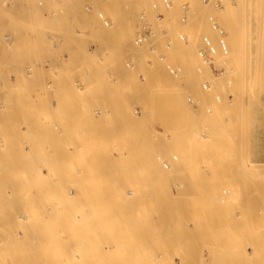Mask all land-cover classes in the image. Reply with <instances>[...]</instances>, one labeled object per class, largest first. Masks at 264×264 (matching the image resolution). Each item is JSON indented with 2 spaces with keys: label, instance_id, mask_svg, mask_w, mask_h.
Wrapping results in <instances>:
<instances>
[{
  "label": "rangeland",
  "instance_id": "374dc122",
  "mask_svg": "<svg viewBox=\"0 0 264 264\" xmlns=\"http://www.w3.org/2000/svg\"><path fill=\"white\" fill-rule=\"evenodd\" d=\"M170 1L172 3L171 6L166 8L163 5L161 0H0V264H37L41 262H42L41 264L43 263L52 264L53 262H55L53 264L59 263V262H56L57 260L56 258L61 254L60 252L62 251L61 249H64L65 251V247L69 245L70 242H72V240L65 239L66 240L65 241V240L60 239L59 241L61 242H59L55 237H52V239L50 238L49 240L46 239L47 240L46 242L43 239L41 241H44V243L43 242L40 243L39 241L40 236H38L36 233L38 231L33 230L28 225H23V221H22L23 220V205H26L27 193L23 192V177H22L23 176V166L22 164H23V157L26 156L28 159H31V157H36L39 160L37 164L39 165L40 170L43 169V172H45V174L51 172L48 174L49 177L47 175L45 176V179L47 177L46 180H49V181L51 180V183H52V175H54V172L52 171L54 170L52 169L49 171L47 167L48 164H49L50 169L51 168L55 169V167H57L55 166L56 165L55 161L57 160L55 158L61 157L63 155L62 154L61 156H59L61 153L60 150L63 151L62 153H65L66 152L65 150L68 146H69L68 149L72 150L74 148V147L72 148V146H75V144L78 145V146L76 145L77 146L76 150H79L80 152L75 151L74 149L72 150L73 158L71 157V154L69 155L70 158L67 161H69L70 165L68 166H71V164L72 166L66 169H68V171L70 169L71 172H68L65 169L66 172L64 170V173L63 172L62 174L60 173V176H59L58 172L59 170H61L60 168L62 167L63 164H61V167H59V170H58V167L56 168L58 172L55 171V174L57 173L58 176L57 175L56 176L58 178L62 176L63 178H65V180L64 179L59 180L56 177L57 178L56 182L58 183L60 181V184L61 185L63 184L62 186H64L61 189L65 188L67 189L68 194L69 192H71V194L72 193L74 194V196L73 194L71 195V198L73 200V205L76 204L75 207L79 204L78 202H80V204L84 206L83 202L85 203L86 195L90 197L91 193L95 191V188L99 189L98 191L101 192L100 191L101 182H103L101 184H102V187H104V188L101 187V189H106L108 187V186L106 187V185H103L106 180L99 178L100 174L104 175L105 172L106 173L104 176L111 177L112 175L116 176V174L120 176L119 177L121 180L120 182L123 185L121 184L119 187L120 189L118 190L121 191V189H123L121 191L123 193V191H125L126 189L127 190L129 189L127 193L125 191L126 193L125 196L127 195L126 200H129V201L132 200L131 197H133L134 193L131 194L129 193V191L130 189L135 191V188H136L135 192L137 193V195H136V198L135 196L134 198L135 200L137 199V202H138V197H139V201H140L138 202V205L136 206L137 208L136 209L133 208L136 211L137 215H139V216H136V218L137 217H140V218L137 220H135L134 218V220H132L131 218L133 215L130 214V217H131L130 220H132V222L135 221L133 226L134 225L137 226V227L135 226L134 228H137V229L139 228L138 230L133 229L134 231L130 228L132 226L127 227L126 225L125 227V225H123L124 223L128 224L131 222L130 220L128 222V219H126L125 221L123 220V218L125 219L127 218V216L124 217L122 215L123 213L118 214V213H121L119 207H121L120 205L122 203V200L125 199L123 197V194H122L123 199L120 200L121 203L120 202L117 203V205L119 206L118 208H116L118 209V212L117 213L114 212V213H116L115 216H117V214L118 216L117 217L114 216L115 219H113V221L115 224L112 223L113 222L112 221L111 223L114 225V227H111V228L115 229V226L117 224H118L117 227L121 225L122 232L119 230L120 233L119 232L116 233L117 229H120V227L116 228L115 230L113 229V232L115 233V235L118 234L116 238H117V241L121 245H118V242L116 241V239L115 241H113L114 240L113 238L115 237L114 233L111 232L110 235L109 233H106L105 225L104 226H101V225L100 226H96V225L88 226L87 227L88 232H89L88 235L86 234V232L84 231L82 232L81 230V229L85 230L84 229L85 227L78 226L79 227V229H77L78 232H75L77 231L76 230L77 227H74L75 231L73 233H76L74 235L77 237L72 236V239L74 242V243L73 242L71 243L72 246L76 245L75 248L80 247L81 251H83V252L81 251L80 252L81 254L83 253L85 257L87 256L86 253L94 254V252L96 251V254H95L96 256L88 254L90 257L87 256L86 258H84L83 257L84 255L82 254L81 256L83 257V259L80 255L79 256L81 258H78V255L75 256L76 259L78 258L76 262L80 264H86L89 262L90 259H92L91 257H93L94 261L92 259L90 260L91 262L88 264H93L92 262H94V264L99 263L101 262V260L105 258H106L105 259L106 262L108 263H112V264L118 263L119 264L120 260H123L125 262V260L130 258L128 256L132 254L134 257L137 256L139 260L135 258L138 261L137 262L135 260L136 262L135 263L134 259L132 261V259L130 258L132 261L131 264H140L139 262L142 261L141 259H143L145 264H150V262L152 264L154 259H151V261H149L150 257L156 254L157 252H158L157 253L158 255L162 254L161 251L164 249L163 248L161 250L159 249V251H156L159 248L158 246H160L159 243H162V242H159L161 241V238L158 241L157 237H159V235L161 237L164 234L162 232H166L167 231L166 229H168L167 225H169V224L166 225L162 223L164 221L166 222V220H164L165 218L163 219L162 217L163 216L162 214H164L165 212L168 213L167 210L169 208L167 209L166 207H169L171 205L172 207H174L172 204L173 203L172 200L174 201L177 198L178 199L180 198L181 201L179 200L177 203L175 201L174 204H176L175 205L176 209H177V206L180 205L179 203L182 201L185 202V204L184 202H182L183 203L182 206L184 207L186 203H188L185 200L191 201L192 196L195 197V195L198 194L196 197H199L200 195H201L200 197H204V195H206L205 192L207 190H208L207 194H210L211 192H209V190L211 191V189L209 188V186L212 185V189H214V192L212 191L214 195L213 194L212 195L215 198H212L211 194L209 195V197L210 199H214L212 200L213 202L210 201V199H208L209 202H207L208 200L205 199L206 205H203L200 202L202 198L201 199L199 198L200 201L197 200L198 203H196L197 201H195V203L192 204V206L194 207H191V203L189 202L190 204H187L186 206L189 205L190 207L185 206L183 208L181 206V208L183 209L178 208L179 210L184 211L183 213H185L186 215L184 214L183 216L184 217L187 216L185 218L186 220L185 219L182 220L181 218H184V217L178 216L179 214L177 215L178 211L176 212L175 207H174L172 211L176 212L175 214L177 215L178 220L181 219L182 223H184V225H182L183 227L181 225H180L181 227L177 226L178 221L174 223L177 218L175 217L174 212L170 211L168 213L170 214V216H172L171 213L174 214L172 217V219L175 220V221L173 220L174 222L172 221L171 217L165 213L167 216L166 219H169L167 221H170L171 223L169 227L170 230L171 228L174 227L172 223L174 225L177 224L172 229V232L175 229L177 230V228L178 229L181 228V230H178V231L182 232L185 226V230H183L182 235L181 234L179 235L181 236L180 238H182L183 236V238L185 237L187 239L188 237L190 238L193 236L194 238L197 239V240H193L194 238L190 239V240L195 241L194 245L193 243L192 244L190 243L193 241L189 242V239H187L188 242L191 244V246L193 245L194 248L196 247L195 250L193 248V251L190 252L192 247L190 246V244L188 246V244L185 243L187 240L185 238L184 239L186 241L183 238L182 239L179 238L180 240L176 239L177 234L173 235V233H169L171 231L168 230L169 235L172 234L171 236H174V237L172 239V237L170 236L172 240L170 242L168 240L169 235H167V232H166V235L168 236V238L167 236L164 235L169 241L167 243H170V244L166 243V246L172 245L171 249L166 247L167 249L166 253L167 251L169 252L172 249L173 250L171 251V253L174 250H176L175 251L176 253L175 252L174 253L178 257L174 256L176 257L174 258V260L176 259L175 262L177 261L178 262L177 264L181 263V259L183 257L181 258L180 256L185 255V252L188 249H189L188 252L191 254V256L193 255L192 257H195L194 255H196L197 259L200 256L204 260L206 256V259H208V261H206L205 259L203 264H206L207 262L209 263L210 261L213 262L214 264H222V262H220L221 261L220 259H222V261L224 262L223 264L226 263L225 261H227V264H236V262L239 260L241 264L243 262L242 260H245V259H246L244 262L245 264H249V262L250 264L251 263L252 264H255V263L264 264V259H263L264 252H262V250H264L263 248L260 251V253L262 252L261 254L252 253L251 248L249 246H248L247 252H245L244 250L240 251L243 255H241L240 252L237 254L236 253L230 254V252H227V249L234 246L233 244L234 242L231 241L232 238L234 240L235 237L236 238L241 237L240 239L243 238L244 240V238L247 239V237H249V234H252L253 236L250 235V238L256 239L255 236L258 237L256 235L257 234L256 229L258 228L257 226H259L260 224L262 228L259 226L260 228L257 229V231L260 229L258 231L260 234L258 233V235H261L260 238H263L264 236V223H263L264 222L263 220L264 219V208H263L264 207V204H263L264 195H262L264 193L263 191L264 189V186H263L264 185V176H263L264 175V0H241L242 6H243V8L241 9V12L244 14V17H245L244 39L247 41L246 45H247L249 56L247 55V58L245 60L246 62L243 64V67L246 73L245 75L246 83H247L246 88H248V90L245 91L244 95L243 94L238 95V99H240L242 95L243 96L241 97L242 100L241 99L239 100L240 105H238L237 109L240 112H243V113L245 112V116L243 113H241L245 120L243 119L244 121L241 125L243 124L244 125L241 127L239 126L240 128L237 126H223V124H225L224 122L225 117H224V113L220 111L222 109H218L219 106H220L219 108H221V105L219 104L223 103L224 100L225 101L228 100L227 101L228 103L231 102L232 95L234 96V94L231 93V90L228 88V86L226 90L230 94L224 93V91L221 90L223 89L224 86H226V85H223L224 81L222 78H221V82L219 86H217L218 84L214 85L211 83V78L214 76L212 74H215L217 76L219 74V68L215 66L216 68L212 71L214 67L211 68V66H209L208 64H205L207 65V68H205L204 67L205 65H202L204 64L203 63L204 61L201 59L200 56L197 55L198 54L197 49L199 47L196 50H194V52L191 51V53H193L191 56L195 55V59L193 60L187 59L188 57H191L189 56V52H188L190 50H188L187 53L185 52L186 48L188 47V46L186 47L185 43H187V41L189 42V38L188 40L181 41L178 37L179 32L181 31L189 33L188 30L191 29V25L194 22H196L197 20L196 18L199 15L198 13L201 12V9H202V12L205 13L204 19H206V21L209 24V27H208L209 29H207L209 32L210 26H211L210 17L212 13H213L212 16L215 18V12L213 11L211 13L209 11H212L210 7H212L213 5L211 4L212 3L215 4V1L217 2V0H210V1L209 0L207 1L206 0H170ZM202 4L204 5V7L206 4V7L204 8ZM197 8H200V9L198 10ZM196 9L198 10V12H196ZM102 10H104L107 13L110 19V25L105 26L103 21H101L98 14ZM184 16H187L186 22H184L182 19V17ZM190 17L192 20L190 19ZM144 19H148L152 23L150 24V26L152 25L151 26L152 28L148 27V29L146 30L143 29L141 25ZM149 28H151L153 32L151 34H146L145 31H148ZM156 29H157L156 32L159 33V34L156 33L157 35L154 34V31ZM201 32L203 33H200V37H202L205 31H201ZM163 33H165V35ZM168 33L171 35L168 36ZM189 34H188V37H189ZM140 37L143 38L142 42H140L139 45H136L135 40ZM166 37L168 38L166 39ZM168 44H171L170 48L168 47ZM186 54H188V57ZM261 58H262V62L260 60ZM261 63H262V67L260 65ZM167 64H171V65L173 64V66L177 65L178 67H180L181 74L179 73V75L177 76H175V74H171L167 70V67H166ZM259 66L261 68H259ZM199 67L203 69L201 70V73H199L200 72ZM256 68L257 69L259 68V70L257 71ZM244 70H241V72L244 73ZM260 70L261 72H259ZM209 71L212 74H210ZM152 72L153 73L156 72L157 74L154 73L151 76L152 78L148 77V75H145L148 77V78L147 77L145 78L144 74L146 73L152 74ZM255 72L256 74L261 73L260 75L261 77H259V75H257L258 77H256ZM151 74H149V76ZM155 74L157 75V77ZM216 76L214 77L216 78ZM152 81H154V83ZM252 81L254 85H251ZM204 82H208V85H209L208 88L206 89L203 87ZM252 89H254V91H252ZM227 94L229 95L230 99L226 98ZM188 95L194 96L195 102L193 104L188 103L187 101ZM217 96H219V99H217ZM30 113H33V115H35V118ZM45 113L49 114V116H46V117L50 121L48 120V122H46L45 124H39L40 122L37 123L39 120V117L43 116ZM151 116H153L152 118L153 120H155V122H151V123L147 122ZM153 120L151 119V121ZM32 121H33V124H32ZM171 121H173L174 123ZM38 124H39L38 128H36L35 126V132L37 131L36 129H39V130L40 128L43 129V130H40V132H37L40 136H36L37 135L36 133L35 135L31 134L33 133L32 130H34V128L31 129V127L28 128V126H33V125H38ZM189 124L191 125L189 126ZM96 126H98V128ZM100 126L103 128V130L101 128L99 129ZM232 127H236L238 132H239V129L241 130V132L238 133V134L241 133L242 135V136L240 135L238 136L240 137V139L242 137L241 140H239V138L233 137L234 134L232 132V129H233ZM81 128H84V129H81ZM25 129L29 131V133H25L26 132ZM99 130L100 132L103 131V133L101 134ZM115 132L117 133L114 135ZM111 133H113V135L115 136L114 138ZM29 135H32L33 137L36 136L34 139L31 140L30 143L28 142L30 139L27 138L29 137ZM116 137H117V140H116ZM26 138L29 140L26 141ZM23 140H25L24 142H27V143L24 144ZM111 141L114 142V145L116 144L117 149L116 148L114 149V146L112 144L113 142ZM79 147H81L82 149V154H83V150L86 151V152L84 151L85 156L84 155L80 156L81 154L79 153H81V150L78 149ZM136 149H139L140 151ZM106 150L108 153L106 152ZM27 151H31V153ZM43 152L47 153V156L44 157L45 156L44 155L43 157L47 158L50 161L42 157V155L44 154ZM76 152L78 153L77 154L78 156L75 154ZM139 152L141 154H139ZM32 153H33V156L31 155ZM34 154H37V155L34 156ZM73 154H75L76 156ZM102 154H106V156ZM119 154H120L119 159L122 160L121 165L125 167L127 163H129L126 167L131 168V169L128 170L127 168L125 169L121 167V165H119L120 161L119 163L116 162L118 161ZM116 156H117V159H116ZM74 157L76 160L74 159ZM82 157L84 158L82 159L83 161L80 160ZM42 159H44L46 161L45 163L47 164V166L44 164L42 165L44 168L40 166L42 164L41 162ZM154 159L157 162H155ZM52 160H55V161H52ZM70 160L71 161L75 160L74 161L75 165ZM152 160L156 163L157 166H154L153 162H151ZM59 161H63V159ZM59 161H57V165L59 164ZM89 161L91 164L89 163ZM105 161H107V163H105ZM165 162H167L168 164ZM196 162H198V164ZM80 163L83 164L81 165V167H80ZM144 163H146L147 165ZM52 164L55 167L52 166ZM169 164L171 165L168 167L169 169L171 167L170 170H168L167 168V165ZM129 165L133 166V168L130 167ZM66 166L67 165H65V167ZM74 166H77V167L75 168ZM82 166H84V168L86 166V168H89V169L83 170ZM152 166L155 167L157 171ZM79 167L82 169H80ZM140 168H142V170L143 169L146 170L147 172L143 171V173L145 172L143 174ZM158 169L161 171H158ZM40 170L39 172L42 173V171ZM149 170L150 171L154 170V172H150V176H147L148 177L147 178L145 177L146 176L145 174H148ZM74 171L76 172L79 171V175L80 174L83 175L82 178L80 179L79 177H81V175L79 176L78 172L75 173ZM81 171L83 172L85 171V172L83 173ZM126 171L130 176L128 175L126 176V174L123 173ZM67 172H68V175L65 174ZM163 172H165L166 174ZM140 173L143 176H141ZM157 173L160 174L159 175L160 177L158 176L159 179L156 178L157 177L156 175H158ZM161 173L163 174L161 175ZM42 175L44 176V173ZM84 175L85 177H87L84 179L85 182L82 180L84 178ZM102 175L101 177L104 178ZM163 175H166L164 176V178L167 177V175L168 176L171 175L170 178L174 181H172L169 177L166 180L167 182L165 181V179L161 180L162 179L161 176ZM114 176L113 178L111 177L110 181H107V182L111 183L114 181L113 183H116L118 185L119 178L117 177L118 179H116V177L114 178ZM151 176L155 178L152 179L150 178ZM68 177L69 178L72 177L71 180ZM140 177L145 178V179H142ZM200 177H203V178H200ZM205 177L207 180L205 179ZM66 178L70 181H68ZM73 178L75 179L73 180ZM78 178L80 182L78 181ZM96 178H99V181L101 179L100 183L97 181L98 179L96 180ZM129 178L131 179V181L129 180ZM185 178L186 179L188 178V180H186ZM86 179L88 183L86 182ZM112 179H116V180L111 181ZM127 179L130 182L126 181ZM141 179L143 182H141ZM151 180L154 181V184H156L155 186L151 182ZM168 180L169 181L171 180V181L169 182ZM66 181H68V183ZM183 181H185L187 185ZM61 182H64V183H61ZM69 182H71L72 184L71 183L69 184ZM95 182L96 183L98 182L99 184L97 183L96 185ZM107 182L105 183L109 185ZM126 182H128L127 184H130L131 188L130 186H127ZM81 183L82 184L84 183V184L82 185ZM133 183L135 184V187L134 185L132 186ZM136 183H137V186H136ZM148 183L150 184L148 185ZM189 183L190 184L193 183L191 185L193 187H191ZM52 184L55 185L56 183L53 182ZM116 184H115V188L117 190ZM140 184H143V185H140ZM144 184H147L148 188L146 187L147 185L145 186ZM162 184L167 190L161 187L163 186ZM165 184H167L168 186H166ZM61 185L58 186L59 188H57L56 186L55 188L60 189ZM65 185L67 187H65ZM74 185L76 186L74 187ZM113 185L114 184H111L109 185V187H112ZM152 185H153V188H152ZM157 185L160 186V188H157ZM169 185L171 189L169 188ZM71 186L72 188H70ZM82 186L83 187L85 186V187L83 188ZM261 186L262 188H260ZM149 187H151L152 190ZM180 188L182 190V193L180 192ZM203 188H206V189L203 190ZM84 189L86 190L84 191ZM113 189L114 188H111L109 190H111V192H114L115 190ZM168 189L170 191L171 190L174 191L173 192L174 195L171 192L172 196H170V199L172 198L171 199L172 203H170L169 197H167L169 201L167 202L164 201L162 204L160 202L161 201L160 197L163 194L167 195ZM233 189L234 190L237 189L238 191L237 198L235 200L232 197ZM257 189L262 191V194H259L260 191H258ZM109 190L106 189V191H109ZM157 190L159 193H161L162 190H164V192H162L163 194L162 193L157 194ZM165 190L167 191L166 193H165ZM194 190H195V195L194 194L192 195V193H194ZM254 190H257V191H254ZM43 191H45L46 201L44 204H42V208L45 210V207H47L46 209L48 213L55 214L58 204L55 198L52 197V190L50 186L44 185L43 187H41L40 185V188L38 190V195L40 196V193H42ZM98 191L96 190L95 192L98 193ZM142 191L143 192L146 191V193L148 191H152L155 193L150 192V194H148L149 196L148 198V197H143ZM170 191L168 195L170 194ZM185 191L186 192L188 191L187 195H184L186 194ZM81 192H83L84 195L85 194L86 195L84 196L83 193ZM121 192H118V193L120 194ZM255 192L259 194L258 197L255 196L256 194ZM113 194H115L116 196V193H113ZM119 194L117 195L119 196ZM129 194H131L132 196L131 195L128 196ZM152 194H153V198L156 197L157 199L156 198L153 199L150 196ZM175 194L176 196L177 195L179 196L180 194H183V195H180V197L178 196L175 197ZM188 194L192 196L190 197ZM250 194L252 195V198L251 196H248ZM76 195H78V197ZM260 195H262L263 197ZM158 196L160 199L158 198ZM185 196L186 198L184 200ZM129 197L130 199H128ZM165 197L166 196H164V199H167ZM188 197L190 199H187ZM206 197H208V195ZM81 198L83 201L81 200ZM91 198H92V195L90 199ZM144 198L147 200V202L155 200L154 205L153 203L149 204V205H152L153 208L149 207L147 202H144L145 201ZM256 198L257 199L259 198V200H257ZM141 199L142 200L144 199V200L141 202ZM86 200H87V197H86ZM129 201L127 202L125 201V204L126 203L130 204L128 206L135 205L134 202H133L134 204L132 202L128 203ZM250 201L253 202L255 205H259V207L255 205L248 206L247 204L249 205L252 204L250 203ZM210 202L211 204L214 203V205L212 204L213 207L211 206V204L209 205ZM41 203L43 202L40 201L38 203L37 209L40 208ZM139 203H141L142 206L144 204L143 208L142 209L140 208V209L143 210L145 208L144 209L145 214H144V211L142 212L140 209L138 210V207L141 206V204ZM165 203L167 204V206L165 205ZM220 203H222V208L220 207L221 210H219L220 208L215 209V206L218 208V206H220L219 205ZM80 204L77 206V208L80 207V209H82V205ZM125 204L123 205L122 203L123 207L126 210H128L129 208H127ZM145 204H147L146 207H145ZM160 204L165 207H161ZM194 204L195 205L199 204V205H197V208H196ZM155 206L161 207L160 210H159V207L157 210ZM201 206L204 207V210L206 212L202 211L203 207ZM172 207H170V209ZM200 207L202 208L201 210H200ZM164 208H166V211ZM213 208L215 210H218L219 213L218 211L214 212ZM125 209L122 211L125 212ZM184 209H186V212ZM163 210L165 211L164 213H162ZM208 210L212 211V213L210 212L212 215H209L208 213L210 218L207 216ZM182 211H180V215ZM194 211L195 212L197 211V212L194 213ZM221 211H222V215H220ZM130 212H133V211L130 210ZM188 212H189V215L191 214L190 216L191 221L189 220V222L187 221L188 219H190ZM140 213L142 215L144 214V217L146 216V214L151 216V219L153 220L150 221L151 222L150 227H149V224L147 223V221L149 220V217H148V220H147V217L144 220L142 218L143 216L142 215L140 216ZM247 213H249V215ZM253 213H255V215ZM127 214L129 216V213ZM256 214L258 217H256ZM119 215L120 217L123 216V218H120V220L118 219ZM158 215L161 217V219ZM196 215L197 217L195 220L194 217ZM259 215L261 218L259 217ZM90 216L92 218L91 214ZM158 217H159V220H158ZM91 218L89 217L90 222H91ZM155 218H157L156 221H155ZM198 218L200 219L198 220ZM248 219H249V223H248ZM103 220L102 222H104L105 220L108 221V219H105L104 221ZM207 220H209V222H207ZM154 221L157 222V224L155 223L156 225L153 223ZM216 221H219V222H216ZM99 222L102 224L101 220ZM99 222L97 223L98 225H99ZM136 222H138L139 225L143 223L142 224L143 226L142 225L139 226ZM250 222H252L253 224H250ZM80 223L82 222H79V224ZM105 223H109V222L105 221ZM131 223L128 225H131ZM145 224H147V227L150 230H148V228L145 227L146 226ZM230 224H232V226ZM141 226L143 229L141 228L142 230L140 231ZM163 226H165L166 229ZM250 226L253 228H251ZM255 226L257 227L256 229H254ZM103 227H104V232H105L103 233L104 235H106L104 237H102ZM248 227H250L251 229L248 230ZM144 228L145 230H147V232L150 231V234H148L149 232L147 233L146 231H144ZM186 228H188L187 231H186ZM233 228H236L235 230L239 229L238 230L239 232L236 233V231ZM130 229L132 232L129 231ZM156 229L158 230L162 229L163 230V231L161 230L162 235ZM253 229L255 231H253ZM154 230L156 232L157 231L159 232V235L156 237L157 242L159 243L158 244L156 243V245H155L156 240L154 238V235H157V234L156 232L154 233ZM199 230L201 231L199 232ZM78 233H79V236H78ZM121 233L125 235L121 236L122 235ZM133 233L134 234L136 233V237L133 242V244L134 243L135 244L131 246V243L133 240H130L128 242V239L129 237L132 238L131 234L134 235ZM140 233H144L143 236L146 234L150 236L148 238L149 240H146L148 241V243L145 241L146 239L145 237H148V236L143 237L142 234ZM195 233L196 235L199 233L197 237ZM137 234L138 235L140 234L139 235L140 237ZM183 234L184 235L187 234L188 236L187 235L184 236ZM231 234H233L235 237L232 236ZM83 235L85 236V238L81 237ZM108 235L110 237H108ZM124 236L126 237V239L124 238ZM179 236L177 235V237ZM213 236L216 239H214ZM120 237L122 240H120ZM229 237H230V241L232 245H230L231 243L228 239ZM86 238L90 242L91 240L92 241L94 240L93 241L94 244L91 242V245H90L88 244V241L86 242L81 241L82 239L86 240ZM199 238L200 239L208 238L210 242L209 240H206L207 241L206 242L204 239L202 241L203 242L205 241L204 243H208L209 246L207 244H204L201 240H198ZM54 239H56V241ZM211 239H213L214 241ZM223 239L228 240L230 243L229 244L230 246H228V244L226 245L227 242L223 241ZM153 240L154 242H152ZM176 240H179V241L182 240L181 242L184 241L183 243L186 244L184 246L183 243L179 244L180 242L178 241L177 246H179V249L181 252L187 249L183 254L180 252L182 254L180 256L177 253L179 249H176L175 246H174L175 249L173 248V243ZM110 241L112 244L110 243ZM196 241H198L199 246H197L198 243L195 244ZM125 242L127 244H125ZM151 242L154 244V246L158 247L156 248V250H153V249L150 250L151 248L154 247L153 245L150 244ZM200 242H202L203 245H201ZM85 243L87 244L85 246L86 248L82 246V245H85ZM164 243L165 242L163 240V244ZM210 243L212 244V246H214L213 244H216L215 246L217 247L215 246L214 247L219 250L220 249L222 250L226 247L227 248V249L225 248L226 252L222 250V253H228L230 254V257L228 254H224V257L220 256V257H217L218 259L213 258V260H211L212 259L211 256L216 254L219 250L215 252L214 251L215 248H211ZM62 244H65L66 246L63 245L62 247ZM95 244H96V247H95ZM122 244L124 245V247ZM149 245L151 246V248L148 247ZM164 245H162V247H164ZM218 245H219V248H218ZM108 246L110 248L112 247L113 248L116 247V248L115 249L112 248L109 250ZM144 246H146L147 248L145 249ZM92 247L94 248V252H92L93 251ZM140 247H142L144 250L141 248L139 252L138 249L136 248H140ZM208 247L211 249H209ZM53 248L54 249L56 248V249L54 250ZM243 248L245 249V245H243ZM105 249L106 250L108 249V250L106 251ZM117 249L120 250L121 252L117 251ZM147 249L150 250V253ZM125 250L128 256L127 257L124 256L123 257L125 259L124 260L121 258V256L122 254L123 255L125 254L124 252ZM131 250H132V253H131ZM45 251L47 252L45 253ZM58 251L60 253L57 255L56 253H58ZM66 251L64 253H67ZM98 252L100 253V255H97ZM162 252H164L163 254L166 255L165 249ZM64 253L62 251V254ZM107 253L109 254L112 253L116 257L121 254V256L117 257L121 259H119L118 262H115L117 261V258L116 260L115 258H113L114 261L111 260L112 261L111 262L110 260H107L109 256L105 257ZM148 253L149 254L152 253V255H149ZM169 253L167 254L172 256V254H169ZM102 254H104L103 256L105 258L102 257ZM112 254H111V257H112ZM186 254L188 253L186 252ZM54 255H56L57 257ZM146 255L150 256L148 261L146 259L148 258ZM234 255L237 258L236 257L234 258ZM99 256L101 257L100 261L98 260L100 259ZM170 256H168V258ZM239 256L241 257L244 256V257L241 258ZM251 256H252L251 261H249ZM164 257L161 256L162 259ZM185 257H189V256L185 255ZM208 257H210V259ZM52 258H55V259H52ZM87 258H89L88 262H86ZM95 258H97V260ZM79 259L80 261L82 260L83 261L80 262ZM130 259L127 260V262H129ZM170 259L168 260L171 261ZM184 259L185 258L182 259L183 261L182 263H184ZM235 259L237 261H234ZM50 260H52V263L50 262ZM95 260L97 262H95ZM187 260L189 259L188 258L185 259V262H187ZM203 260H199V261L203 262ZM123 261H122V264H124ZM143 261H142V264H144ZM194 261L195 260L193 259L192 262ZM188 262H191V261H188ZM184 264H188V263H184Z\"/></svg>",
  "mask_w": 264,
  "mask_h": 264
},
{
  "label": "bare ground",
  "instance_id": "6f19581e",
  "mask_svg": "<svg viewBox=\"0 0 264 264\" xmlns=\"http://www.w3.org/2000/svg\"><path fill=\"white\" fill-rule=\"evenodd\" d=\"M162 1V3H163V5L167 8V7H170L171 6V1L170 0H168L169 2H170V4L169 5H166L165 3H164V0H161ZM210 1V0H209ZM208 1V2H209ZM220 1V2H219ZM217 0V2L215 1V4L214 3H212L211 5H213L212 7H210V9L212 10V11H209V12H215V19L217 18V22L219 23V24H221L222 25V27L225 29V31H226V38H227V42H228V44H229V48H228V52L227 53H221V52H219V53H217L216 55H215V65L213 66L214 68L212 69V71L217 67V68H219V74L216 76L215 74H212L210 71H209V73L210 74H212V75H214V76H216V78L214 77H212L211 78V83L212 84H218L217 86H219L220 85V82H221V78L223 79V81H224V84L223 85H226V86H222L223 87V89H221V87H220V89L221 90H223L224 91V93H228V94H230L229 92H227V86H228V88L231 90V93L232 94H234V96L232 95V98H231V102H227V101H223V103H221V104H219V105H221V108H219L218 107V109H222V110H220V111H222V113H224V119H225V124H223V126H237V127H241V126H243V125H241L242 123H243V121L245 120L244 118H243V116H242V114L241 113H243V112H240L238 109H237V107H238V105H240V99L242 100V96L245 94V91H247L248 90V88H246V86H247V83H246V77H245V75H246V73H245V70H244V67H243V64L246 62L245 60H246V58H247V55L249 56V53H248V49H247V41L244 39V34H245V17H244V14L241 12V9L243 8V6H242V3H241V0ZM196 2V1H195ZM194 3V2H193ZM195 4H197V3H195ZM203 5V4H202ZM210 5V6H211ZM196 7H197V5H196ZM199 7V6H198ZM203 7H204V5H203ZM205 7H206V4H205ZM204 7V8H205ZM198 10L200 9V8H197ZM196 9V12H198V10ZM208 9V8H207ZM209 9V10H210ZM130 11V10H129ZM131 11H133V10H131ZM190 11V10H189ZM204 11V10H203ZM195 12V11H194ZM205 12V11H204ZM202 12V9H201V12L200 13H198L197 15H198V17L196 18L197 20H196V22H192L193 24L191 25V29H189L188 31H189V33H191V34H189L188 32V34H189V42L187 41V43H185V45H186V47H184V48H186V53H187V51L188 50H190V51H188L189 52V56H191L193 53H191V51H193L194 52V50H196L200 45H199V43H200V33H203V32H201V31H205V33L206 32H208V30L207 29H209L208 27H209V24H208V22L206 21V19H204L205 17H204V15H205V13H203ZM201 14V15H200ZM99 17H100V19H101V21H103V23L105 24V26L106 25H110V19H109V17H108V15H107V13L104 11V10H102V11H100L99 12ZM107 15V16H106ZM197 15H195V16H197ZM211 15V14H210ZM212 15H213V13H212ZM211 15V16H212ZM213 17V16H212ZM183 18V17H182ZM194 18V17H193ZM106 19L108 20V24H106L105 22H106ZM190 19H191V17H190ZM192 20V19H191ZM193 21H194V19H193ZM150 24H152L148 19H144L143 21H142V27H143V29L144 30H146V29H148V27H151L150 26ZM154 26V25H153ZM152 28V27H151ZM151 28H149V30L148 31H145V33L146 34H151L153 31L151 30ZM188 29V28H187ZM187 29H186V31H187ZM207 30V31H206ZM157 31V29L154 31V34H159L158 32H156ZM192 31V32H191ZM166 33V32H165ZM165 33H163L164 35H165ZM186 33V32H185ZM156 34V35H157ZM155 35V36H156ZM169 35H171V34H169L168 33V36ZM167 36V35H166ZM173 36V35H172ZM179 37V36H178ZM168 37H166V39H167ZM146 39V38H145ZM175 39V38H174ZM179 39H180V37H179ZM181 40V39H180ZM188 40V39H187ZM172 41V40H171ZM181 41H183V40H181ZM185 41V40H184ZM260 41V40H259ZM258 41V42H259ZM141 42V41H140ZM140 42H137V39L135 40V44L136 45H139V43ZM263 44V43H262ZM182 45H183V43H182ZM145 46V45H144ZM259 46V45H258ZM196 47V48H195ZM198 50V49H197ZM258 51H259V49H258ZM262 51V50H261ZM195 54V53H194ZM187 55V57H188V54H186ZM198 56H199V54H197ZM259 55V54H258ZM184 56V55H183ZM194 56V57H193ZM193 56H191V57H188L187 59H189V60H193V59H195V55H193ZM261 56V55H260ZM185 57V56H184ZM258 57V56H257ZM257 59V58H256ZM261 60V62H262V58L260 59ZM188 61V60H187ZM256 61H258V60H256ZM184 62H185V60H184ZM202 62V61H201ZM110 63V62H109ZM141 63V62H140ZM204 64H202V65H205V62H203ZM207 64V63H206ZM109 65V64H108ZM173 65V64H172ZM257 65H258V63H257ZM256 65V66H257ZM261 65V67H262V63L260 64ZM174 66H176V67H178L177 65H174ZM209 66H211V65H209ZM216 66V67H215ZM246 66V65H245ZM201 67V66H200ZM199 67V73H201V70H203L202 68H200ZM205 68H207V65H205L204 66ZM203 67V68H204ZM260 66H259V68H261ZM121 68V67H120ZM210 68V67H209ZM211 68H212V66H211ZM259 68L257 69V71L259 70ZM179 69H180V71H181V68L179 67ZM191 69V68H190ZM255 69V70H256ZM241 70H244V73H242L241 72ZM180 71L179 72H177L176 74H175V76H177V75H179V73H180ZM184 71V70H183ZM190 71V70H189ZM208 71V70H207ZM218 71V70H217ZM256 71V72H257ZM157 72V71H156ZM156 72H154V73H156ZM203 72H205V71H203ZM256 72H255V74H256ZM259 72H261V70L259 71ZM123 73V72H122ZM145 73V72H144ZM153 72H152V74L151 73H149V74H151L150 76H149V74H144V76L145 75H148V77H151L153 74H154ZM184 73H186V72H184ZM157 74V73H156ZM155 74V75H156ZM181 74V73H180ZM191 74H192V72H191ZM205 74V73H204ZM255 74H254V76H255ZM223 75V76H222ZM257 75H259V77H261L260 75H261V73L259 74H256V77H258ZM147 76H145V78H146ZM147 77V78H148ZM156 77H157V75H156ZM162 77V76H161ZM208 77V76H207ZM206 77V78H207ZM152 78V77H151ZM150 79V78H149ZM169 79V78H168ZM209 79V78H208ZM133 80V79H132ZM161 80V79H160ZM159 80V81H160ZM248 80V79H247ZM260 80H261V78H260ZM194 81V80H193ZM206 81V80H205ZM153 83H154V81H152ZM205 83V82H204ZM203 83V84H204ZM260 83H261V81H260ZM206 84H207V86H209L208 85V82H206ZM251 85H254V83H253V81H252V83H251ZM203 87H204V85H203ZM226 87V88H225ZM205 88V87H204ZM208 88V87H207ZM251 88V87H250ZM206 89V88H205ZM226 91H225V90ZM233 91V92H232ZM252 91H254V89H252ZM223 94V93H222ZM227 94V99H230V97H229V95ZM241 94H243L241 97H240V99H238V95H241ZM189 96H191L192 97V99H193V101H189L188 100V98H189ZM224 97V98H225ZM229 97V98H228ZM188 98H187V101H188V103H190V104H193L194 102H195V98H194V96L193 95H188ZM217 99H219V96H217ZM177 100V99H176ZM232 100H234V101H232ZM230 101V100H229ZM226 102V103H225ZM216 108V107H215ZM212 109H214V108H212ZM217 109V110H218ZM214 111V110H213ZM216 112V111H215ZM221 113V114H222ZM30 114H32L33 115V113H30ZM219 114V113H218ZM244 114V116H245V112L243 113ZM46 116H49V114H47V113H45L43 116H41V117H39V120H38V122L37 123H39V124H45L46 122H48V120L49 119H47V117ZM33 117L35 118V115H33ZM153 116H151L149 119H150V121H149V119H148V121L147 122H155V120H153V118H152ZM38 118V117H37ZM176 118V117H175ZM151 119L153 120V121H151ZM181 119V118H180ZM183 119V118H182ZM244 119V120H243ZM31 120H33V119H31ZM37 120V119H36ZM50 121V120H49ZM200 121V120H199ZM228 121V122H227ZM146 122V123H147ZM171 122H173V121H171ZM174 123V122H173ZM176 123V122H175ZM190 123V122H189ZM32 124H33V121H32ZM34 124H35V122H34ZM39 124L38 125H33V126H28V128L29 127H31V129H33L34 128V130H32V132L33 133H31V134H34L35 135V133L37 134L36 136H40L37 132H40V130H43V129H41L40 128V130L39 129H36L37 131L35 132V126H36V128H38V126H39ZM203 124V123H202ZM206 124V123H205ZM176 125V124H175ZM181 125V124H180ZM191 124H189V126H190ZM207 125V124H206ZM209 125V124H208ZM173 126V125H172ZM185 126V125H184ZM196 126H198V125H196ZM85 127V126H84ZM93 127V126H92ZM97 128H98V126H96ZM239 127V128H240ZM27 128V129H28ZM86 128V127H85ZM102 129L103 130V128L100 126L99 127V129ZM233 129H232V132H233V137L234 138H239V140H241L242 139V137H241V139H240V137H238L239 135L240 136H242L241 135V133L240 134H238L239 132H241V130L239 129V132H238V130H237V128L236 127H232ZM30 129V130H31ZM81 129H84V128H81ZM242 129V128H241ZM26 130V129H25ZM25 130H23V131H25ZM80 130V129H79ZM89 130V129H88ZM106 131V130H105ZM99 132H100V130H99ZM113 132V131H112ZM25 133H29V131H27L26 130V132ZM74 133H75V131H74ZM98 133V132H97ZM101 134L103 133V131H101L100 132ZM110 133V132H109ZM117 132H115L114 133V135L116 134ZM209 133V132H208ZM83 134H84V132H83ZM99 134V133H98ZM100 134V135H101ZM112 135H113V133H111ZM244 134V133H243ZM26 135V134H25ZM113 135V138L115 137ZM27 136V135H26ZM36 136H32V135H29V137H27V138H29V139H27L26 138V141H28L29 143L31 142V140L32 139H34ZM85 136V135H84ZM76 137V136H75ZM86 137H87V135H86ZM111 137V136H110ZM109 137V138H110ZM112 138V139H113ZM195 138V137H194ZM197 138H199V137H197ZM213 138H215V137H213ZM221 138V137H220ZM98 139V138H97ZM116 140H117V137H116ZM194 140V139H193ZM198 140V139H197ZM25 140H23V142H24ZM237 141V140H236ZM111 142H113V141H111ZM110 142V143H111ZM25 143H27V142H24V144ZM76 143V142H75ZM113 144V146H114V149L116 148V144L114 145V142L112 143ZM77 144H75V146H76ZM83 145V144H82ZM118 145V144H117ZM75 146H72V150H74L75 149V151H79V150H76L77 149V146H76V148H75ZM28 147H30V146H28ZM65 147V146H64ZM112 147V146H111ZM66 148V147H65ZM69 148V146L66 148V152L65 153H62L63 151L62 150H60L61 151V153H60V155L59 156H61L62 154V158L61 157H57V158H55V159H57L56 161L55 160H52V161H55V163H56V165L55 166H57L58 167V170H59V167H61V164H63L62 165V167L60 168L61 170H59V172H58V170L56 169L57 167H55L53 164H52V166H54L55 167V169L54 168H49V164H48V166H47V164L45 163L46 161L44 160V159H47V158H44V157H46L47 156V153L46 152H43L44 154L42 155V157L44 158V159H42L43 161H44V163H43V161L41 160V162H42V164L40 165V166H42L43 164L44 165H46L47 167H48V170L50 171V170H54V171H52V172H54V175H52V183L53 182H55L56 184L55 185H53L52 183H51V180L49 181V180H46L47 179V177H46V179H45V176L47 175L48 176V174L49 173H51V172H49V171H47V172H49V173H47V174H45V172H43V169H42V167H41V169L42 170H40V167H39V165L37 164L38 162H39V160L36 158V157H31V159H28L26 156L25 157H23V164H22V166H23V192H25V193H27V196H26V205H23V225H28V226H30L33 230H36V231H38V232H36L37 233V235L38 236H40V243L41 242H43L44 243V241L46 242L47 240L46 239H48L49 240V238L50 239H52V237H55L58 241L60 240V239H62V240H65V239H71L72 240V242H73V239H72V236H75L74 234H76V233H73L75 230V228L74 227H77L76 228V230L77 229H79V227L78 226H81V227H85L84 229L85 230H83V229H81L82 230V232L84 231V232H86V234L88 235L89 234V232H88V229H87V227L88 226H92V225H96V226H104L105 225V227H106V229H105V231H106V233H109V235H110V233L112 232V233H114L113 232V229L111 228V227H114V225L112 224V223H114V221H113V219H115L114 218V216L116 215V213L118 212V209H116V208H118L119 206L117 205V203L118 202H120V200H122L123 198H122V194H123V197L125 198L124 200L127 202V201H129V200H126V198H127V195L125 196V194L127 193V191L129 190H125L126 191V193H125V191H123V193L121 192L123 189H121V191H119L118 189H120L119 187H120V185L122 184L120 181V176H118L117 174H116V176H114V175H110L112 178H113V176H114V178L116 177V179H118L119 178V182H118V185L116 184V183H113L114 181L113 180H116V179H112L111 181H113V182H111V183H108L107 181H110V179H111V177H108V176H104L105 175V173H104V175H102V174H100L98 171V173L100 174V176H99V178H101V179H104V180H106L105 182H107L109 185H111V184H114L112 187H109V185H107L105 182H104V184L103 185H106V189L107 190H109V189H111V188H114L113 190H115L114 192H111V190H109V191H106V189H101V187H102V184L101 183H103V182H101L100 183V181H101V179H100V181H99V178H96V180L100 183V185H101V187H100V191L101 192H99L98 190L99 189H97V188H95V191L97 190L98 191V193H96L95 191L93 192V193H91V195H92V198L90 199V197H91V195H90V197H88L86 194V197H87V200H86V197H85V203L83 202V204H84V206L82 205V204H80V202H78L80 205H82V209H80V207H78L77 208V206L79 205H77L76 207H75V205H73V200H72V198H71V195L73 194H71V192H69V194L67 193V189H61V188H63L64 186H62L61 184H60V179H64L65 180V178H63V176L62 177H57L58 175H57V173L55 174V171L56 172H58V174H59V176H60V173L62 174V172L64 173V170L66 169V168H68V167H71L72 166V164H71V166H68V165H70V163H69V161H67V160H69V155L71 154V157L73 158V156H72V150H69L68 149ZM68 149V150H67ZM78 149H80L81 150V153H79V154H81L80 156H82V155H84V151L85 150H83V154H82V149H81V147H79ZM113 149V148H112ZM117 149V148H116ZM27 150H28V148H27ZM29 150H30V148H29ZM99 150V149H98ZM120 150V149H119ZM136 150H138V151H140L139 149H136ZM245 150V149H244ZM69 151H71V152H69ZM238 151V150H237ZM27 152H30L31 153V151H27ZM59 152V151H58ZM58 152H56V153H58ZM80 152V151H79ZM86 152V151H85ZM95 152H97V151H95ZM103 152V151H102ZM106 152H107V150H106ZM244 152H246V151H244ZM33 153H35V152H33ZM33 153L31 154L32 156H33ZM37 153V152H36ZM46 153V154H45ZM69 153V154H68ZM108 153V152H107ZM111 153V152H110ZM120 153V152H119ZM65 154V155H64ZM76 155L78 154L77 152L75 153ZM75 154H73V155H75ZM91 154V153H90ZM94 154V153H93ZM100 154V153H99ZM139 154H141L140 152H139ZM25 155V154H24ZM35 155H37V154H34V156ZM68 155V156H67ZM75 155V156H76ZM102 155H104V156H106V154H102ZM78 156V155H77ZM79 156V157H80ZM85 156V155H84ZM83 156V157H84ZM117 156H118V154H117ZM117 156H116V159H117ZM66 157H68V158H66ZM81 158L80 160L81 161H83L82 159H84V158ZM59 158H61V159H59ZM65 158V159H64ZM86 158V157H85ZM99 158V157H98ZM120 158V154H119V157H118V161H116V162H118L119 163V161H120V163H119V165H121V162H122V160L121 159H119ZM63 159V161H59V160H62ZM74 159H75V157H74ZM94 159V158H93ZM103 159V158H102ZM101 159V160H102ZM48 160V159H47ZM73 160V159H72ZM76 160V159H75ZM74 160V161H75ZM155 160V159H154ZM48 161H50V160H48ZM57 161H59V164L57 165ZM71 161V160H70ZM74 161H71L73 164H74ZM78 161V160H77ZM76 161V162H77ZM80 161V162H81ZM149 161V160H148ZM62 162V163H61ZM68 162V163H67ZM103 162V161H102ZM151 162H153V164H154V166H157L156 165V163L155 162H157L156 160H155V162L152 160ZM159 162V161H158ZM51 163V162H50ZM53 163V162H52ZM67 163V164H66ZM79 163V162H78ZM84 163V162H83ZM89 163H90V161H89ZM105 163H107V161H105ZM104 163V164H105ZM118 163H116V164H118ZM127 163V162H126ZM126 163H125V165H126ZM137 163V162H136ZM150 163V162H149ZM163 163V162H162ZM165 163H167V162H165ZM197 164H198V162H196ZM85 164V163H84ZM91 164V163H90ZM97 164V163H96ZM129 163H127V165H128ZM144 164H146V163H144ZM168 164V163H167ZM171 164V163H170ZM167 165V168L169 167V166H171V165ZM60 165V166H59ZM65 165H67L66 167H65ZM75 165V164H74ZM81 165H83V164H81L80 163V167H81ZM87 165V164H86ZM92 165H93V163H92ZM126 165V166H127ZM147 165V164H146ZM152 165V164H151ZM79 166V165H78ZM100 166V165H99ZM109 166V165H108ZM123 167L122 165H121V167H123V168H127V167ZM130 166V165H129ZM128 166V167H129ZM135 166V165H134ZM150 166V165H149ZM199 166V165H198ZM64 167V168H63ZM75 168L77 167V166H74ZM73 167V168H74ZM79 167V168H80ZM83 167V170L84 169H89V168H86V166H85V168H84V166H82ZM98 167V166H97ZM118 167V166H117ZM130 167H132L133 168V166H130ZM146 167H148V166H146ZM153 167V166H152ZM159 167V166H158ZM157 167V168H158ZM44 168V167H43ZM46 168V167H45ZM99 168V167H98ZM112 168V167H111ZM120 168V167H119ZM122 168V169H123ZM143 168V167H142ZM142 168H140L141 170H142ZM154 169H155V167H153ZM173 168V167H172ZM63 169V170H62ZM80 169H82V168H80ZM109 169V168H108ZM121 169V168H120ZM128 170L129 169H131V168H127ZM146 169V168H145ZM148 169V168H147ZM159 169H161V168H159ZM158 169V171H161V170H159ZM170 169H171V167H170ZM169 168H168V170H170ZM39 170L40 171H42V173L41 172H39ZM67 171H68V169H66ZM66 170H65V172H66ZM72 170H74V169H72ZM77 170H79V169H77ZM86 170V171H87ZM92 170V169H91ZM156 170V169H155ZM163 170V169H162ZM166 170V169H165ZM167 170V171H168ZM227 170V169H226ZM229 170V169H228ZM61 171V172H60ZM104 171H106V170H104ZM143 171H145V172H147L146 170H142L141 172L143 173ZM157 171V170H156ZM164 171V170H163ZM68 172H71L70 171V169H69V171ZM68 172L67 173H65L66 175H68ZM75 173H77L78 172V175H79V171H74ZM73 172V173H74ZM81 172H83V171H81ZM85 172V171H84ZM83 172V173H84ZM91 172V171H90ZM95 172V171H94ZM96 172V173H97ZM129 172H131V171H129ZM144 172V173H145ZM149 173V175L148 174H145L146 176L145 177H147V176H150V172H154V170H152V171H148ZM193 172H194V170H193ZM212 172V171H211ZM227 172V171H226ZM44 173V176L42 175ZM102 173V172H101ZM112 173H113V171H112ZM123 173H125L126 174V176L128 175V176H130L128 173H127V171L126 172H123ZM143 173V174H144ZM163 173H165V172H163ZM163 173H161V175L163 174ZM168 173V172H167ZM172 173V172H171ZM215 173V172H214ZM228 173V172H227ZM88 174V173H87ZM90 174V173H89ZM141 174V173H140ZM139 174V175H140ZM158 174V173H157ZM166 174V173H165ZM57 175V176H56ZM65 175V176H66ZM81 175V174H80ZM79 175V176H80ZM101 175L104 177V178H102L101 177ZM123 175V174H122ZM152 175V174H151ZM160 174H158V175H156L157 177L156 178H158V176H159ZM193 175H195V174H193ZM69 176H71V175H69ZM73 176V175H72ZM74 176H75V174H74ZM78 176V177H79ZM82 176L83 175H81V177H79L80 179L82 178ZM141 176H143L142 174H141ZM164 176H166V175H163V176H161V180H164L165 179V181L167 180V178L169 177H171V175L170 176H168L167 175V177H165L164 178ZM197 176H198V174H197ZM264 176V175H263ZM49 177V176H48ZM59 179L58 181V183H59V185H61L60 186V189H56L55 188V186L57 187V188H59L58 186V183L56 182V179L57 178ZM67 177V176H66ZM106 177V178H105ZM118 177V178H117ZM132 177V176H131ZM160 177V176H159ZM176 177V176H175ZM69 178V177H68ZM72 178V177H71ZM71 178H69L70 180H71ZM79 178H78V181H79ZM85 178H87V177H85V175H84V178L82 179L84 182H85ZM122 178H123V176H122ZM140 178H142V177H140ZM148 178V177H147ZM150 178H152V179H154L152 176L150 177ZM190 178V177H189ZM194 178V177H193ZM200 178H203V177H200ZM211 178V177H210ZM239 178V177H238ZM242 178V177H241ZM9 179V178H8ZM14 179V178H13ZM67 179V178H66ZM75 178H73V180H74ZM109 179V180H108ZM142 179H145V178H142ZM142 179H141V182H143L142 181ZM159 179V178H158ZM171 179V178H170ZM175 179V178H174ZM186 179V178H185ZM205 179H206V177H205ZM22 180V179H21ZM68 180V179H67ZM70 180H68V181H70ZM81 180V181H82ZM91 180V179H90ZM95 180V181H96ZM123 180V179H122ZM129 180L131 181V179L129 178ZM128 179L126 180V181H129ZM172 180V179H171ZM170 180V181H171ZM176 180V179H175ZM186 180H188V178L186 179ZM207 180V179H206ZM215 180V179H214ZM61 181H63V180H61ZM68 181H66L67 183H68ZM129 181V182H130ZM145 181V180H144ZM157 181V180H156ZM158 181H160V180H158ZM169 181V180H168ZM169 181V182H170ZM172 181H174V180H172ZM190 181V180H189ZM196 181V180H195ZM194 181V182H195ZM204 181V180H203ZM216 181V180H215ZM11 182V181H10ZM72 182V181H71ZM71 182H69V184L71 183ZM75 182V181H74ZM77 182V181H76ZM80 182V181H79ZM86 182L88 183V181H87V179H86ZM94 182V181H93ZM97 182V183H98ZM133 182H134V180H133ZM137 182V181H136ZM139 182V181H138ZM148 182H150V181H148ZM151 182L154 184V181H152L151 180ZM167 182V181H166ZM176 182V181H175ZM184 183H185V181H183ZM191 182V181H190ZM193 182V181H192ZM205 182H207V181H205ZM210 182V181H209ZM61 183H64V182H61ZM96 183V182H95ZM97 183H96V185H97ZM98 183V184H99ZM128 182H126V184H127ZM151 183V184H152ZM157 183V182H156ZM160 183V182H159ZM165 183V182H164ZM163 183V184H164ZM248 183V182H247ZM66 184V183H65ZM72 184V183H71ZM77 184V183H76ZM82 184V183H81ZM80 184V185H81ZM84 184V183H83ZM82 184V185H83ZM115 184L117 185L116 187H117V190H116V188H115ZM125 184V183H124ZM150 183H148V185H149ZM161 184V183H160ZM162 184V185H163ZM186 184V183H185ZM190 184V183H189ZM193 184V183H192ZM192 184H190V186L192 185ZM204 184V183H203ZM237 184V183H236ZM241 184V183H240ZM239 184V185H240ZM244 184V183H243ZM40 185H41V187H43L44 185L45 186H50V188H51V190H52V197L53 198H55V200H56V202H57V209H56V212H55V214H50V213H48L47 212V207H45V210L42 208V204H44L45 203V201H46V195H45V191H43L42 193H40V196L38 195V190H39V188H40ZM68 185V184H67ZM79 185V184H78ZM123 185V184H122ZM134 185V187H135V184L133 183L132 184V186ZM140 185H143V184H140ZM145 186L147 185V184H144ZM148 185L146 186L147 188H148ZM156 184H154V186H155ZM166 186H168L167 184H165ZM187 185V184H186ZM185 185V186H186ZM73 186V185H72ZM72 186L70 187V188H72ZM76 185H74V187H75ZM94 186V185H93ZM127 186H130V184H127ZM126 186V187H127ZM136 186H137V183H136ZM151 186V185H150ZM178 186V185H177ZM197 186V185H196ZM238 186V185H237ZM264 186V185H263ZM4 187V186H3ZM65 187H67L66 185H65ZM69 187V186H68ZM78 187V186H77ZM83 187V186H82ZM85 187V186H84ZM83 187V188H84ZM125 187V188H126ZM139 187V186H138ZM161 187H163L164 189H166L165 187H164V185L163 186H161ZM180 187V186H179ZM191 187H193V186H191ZM206 187V186H205ZM239 187V186H238ZM82 188V189H83ZM92 188V187H91ZM94 188V187H93ZM102 188H104V187H102ZM123 188V187H122ZM128 188V187H127ZM130 188H131V186H130ZM151 190H152V188H153V185H152V188L151 187H149ZM157 188H160V186H158L157 185ZM169 188H170V185H169ZM195 188V187H194ZM193 188V189H194ZM199 188H200V186H199ZM209 188L211 189V191L209 190V192H211L210 194L212 195H214V193H212V191L214 192V189H212V185H210L209 186ZM228 188V187H227ZM253 188H254V186H253ZM260 188H262V186L260 187ZM259 188V189H260ZM13 189V188H12ZM81 189V190H82ZM134 189V188H133ZM143 189H145V188H143ZM142 189V190H143ZM156 189V188H155ZM171 189V188H170ZM204 189H206V188H203V190ZM240 189V188H239ZM14 190V189H13ZM86 189H84V191H85ZM102 190H104V191H102ZM138 190V189H137ZM148 190V189H147ZM161 190V189H160ZM167 190V189H166ZM165 190V193L167 192ZM185 190V189H184ZM183 190V191H184ZM192 190V189H191ZM190 190V191H191ZM196 190V189H195ZM195 190H194V193H192V195L194 194L195 195ZM200 190V189H199ZM201 190H202V188H201ZM241 190V189H240ZM258 190V189H257ZM257 190H254V191H257ZM69 191V190H68ZM71 191V190H70ZM79 191V190H78ZM83 191V192H84ZM135 191H136V188H135ZM134 190H131L130 189V191H129V193H131V194H133V197H131L132 198V200H130L128 203H135V205H132V206H128V205H130V204H125V201L124 200H122V203H123V205L125 204L126 205V207L127 208H129L128 210H126L124 207H123V205H122V203H121V205H120V203H119V205L121 206V207H119V209H120V211H121V213H118V214H122L124 217H126L127 216V218H123V216L122 217H120V215H119V220H120V218H123V220L125 221L126 219H128V222H129V220H130V214L131 215H133L132 216V220H134V218H135V220H137V219H139L140 217H137L136 218V216H139V215H137V213H136V211L134 210V209H136L137 207V205H138V202H140L139 201V197H138V202H137V199L135 200V198H136V195H137V193L135 192ZM169 189H168V192H167V195H164L162 192H164V190H162V194L164 195V196H166L165 198H167V197H169V200H170V203H172L173 204V206L175 207V210H176V212H177V215L178 216H182V217H184L183 215L185 214V213H183L184 211H182V210H179L178 208H181V206H182V202H184V201H182V202H180L179 204L180 205H178L177 206V209H176V204H174L175 203V201H176V203L180 200V198L178 199H176V200H172V202H171V199H170V196H172L171 195V192L173 193L174 191H170V194L168 195V193H169ZM208 191V190H207ZM207 191L205 192V194L206 195H204V197H206L207 195H208V197H206V198H204V197H196L198 194H196L195 195V197H193L192 195V200L190 201H188V200H185V198H186V196L184 197V200L186 201V202H188V203H186V205L187 204H190L191 203V207H194V206H192V204L193 203H195V201H197V200H199L200 201V199H201V203L203 204V205H206V203H205V199H210V197H209V195L210 194H207ZM258 191H260V190H258ZM263 191H264V189H263ZM83 192H81V193H83ZM118 192H121L120 194L118 193ZM150 192L151 193H155V192H152V191H148L147 193H146V191L145 192H143L142 191V194H143V197H148L149 198V196H148V194H150ZM180 192L182 193V190H181V188H180ZM186 192V191H185ZM184 192V193H185ZM204 192V191H203ZM202 192V193H203ZM215 192H216V190H215ZM223 192V191H222ZM113 193H116V196H115V194H113ZM146 193V194H145ZM161 193H159L158 192V190H157V194H161ZM187 193H188V191L186 192V194H184V195H187ZM237 193H238V191H237V189L236 190H232V197H233V199L235 200L236 198H237ZM241 193H243V192H241ZM256 193V192H255ZM3 194V193H2ZM1 194V195H2ZM6 194H7V192H6ZM87 194H88V192H87ZM90 194V193H89ZM117 194H119V196H121V197H119ZM131 194H129L128 196H130ZM176 194H178V193H176ZM176 194H175V197H177L176 196ZM200 194V193H199ZM204 194V193H203ZM259 194H262V191H260V193ZM258 193H256L255 194V196H257L258 197V195H259ZM4 195V194H3ZM83 195H84V193H83ZM82 195V196H83ZM84 195V196H85ZM145 195H147V196H145ZM161 196L160 198H159V196H158V198L161 200L160 202L163 204V202L165 201V202H167V201H169L168 200V198L167 199H164V196ZM173 195H174V193H173ZM180 195H183V194H180ZM180 195L178 196V197H180ZM189 195V194H188ZM212 195V198H215L214 196ZM254 195V194H253ZM262 195H264V193L262 194ZM262 195H260V196H262ZM12 196V195H11ZM73 196H74V194H73ZM72 196V197H73ZM77 197H78V195H76ZM81 196V197H82ZM119 198H118V197ZM132 196V195H131ZM134 196H135V198H134ZM152 198H153V194L152 195H150ZM190 196V195H189ZM190 196V197H191ZM248 196H251V198H252V195L250 194V195H248ZM8 197V196H7ZM10 197V196H9ZM142 197V198H143ZM174 197V196H173ZM263 197V196H262ZM12 198V197H11ZM83 198V197H82ZM82 198H81V200H82ZM89 198V199H88ZM156 198V197H155ZM155 198H153V199H155ZM182 198H183V196H182ZM200 198V199H199ZM6 199V198H5ZM128 199H130V197L128 198ZM145 199V198H144ZM143 199V200H144ZM152 199V200H153ZM157 199V198H156ZM158 199V200H159ZM164 199V200H163ZM175 199V198H174ZM187 199H190L189 197L187 198ZM248 199V198H247ZM254 199V198H253ZM253 199H251V200H253ZM257 199V198H256ZM261 199V198H260ZM136 202H135V201ZM142 199H141V202L143 201ZM212 200H214V199H210V201H212ZM249 200H250V198H249ZM257 200H259V198L257 199ZM262 200V199H261ZM260 200V201H261ZM43 202V203H41V206H40V208L39 209H37V205H38V203L39 202ZM83 201V200H82ZM86 201H87V203H86ZM181 201V200H180ZM263 201H264V199H263ZM90 202V203H89ZM144 202H147V200L145 199V201ZM150 202V203H149ZM190 202V203H189ZM199 202V203H200ZM207 202H209V200L207 201ZM213 202V201H212ZM237 202V201H236ZM249 202V201H248ZM247 202V203H248ZM255 202V201H254ZM257 202H259V201H257ZM133 203V204H134ZM137 203V204H136ZM151 203H153V205H154V203H155V200L154 201H148L147 202V204L149 205V204H151ZM196 203H198V201L196 202ZM250 203H252V204H247L248 206H252V205H255L253 202H251L250 201ZM139 204H141V203H139ZM147 204H145V207H146V205ZM184 204H185V202H184ZM201 204V205H202ZM211 204V202L209 203V205ZM213 205H214V203H212ZM212 204H211V206H212ZM246 204V203H245ZM264 204V203H263ZM86 205H88V206H86ZM90 205H91V207H90ZM157 205V204H156ZM161 205V204H160ZM165 205L167 206V204L165 203ZM185 205V206H186ZM195 205V204H194ZM197 205H199V204H197ZM197 205H195L196 206V208H197ZM209 205H208V207H209ZM217 205V204H216ZM220 206H218V208L215 206V209H219L220 207L222 208V203H220L219 204ZM233 205V204H232ZM140 206V205H139ZM143 206H144V204H143ZM143 206H142V204H141V206L140 207H138V210L141 208H143ZM169 206V205H168ZM184 206V207H185ZM189 206V205H188ZM188 206H186V207H188ZM228 206H229V204H228ZM231 206V205H230ZM240 206V205H239ZM255 206H258L259 207V205H255ZM75 207V208H74ZM84 207V208H83ZM86 207V208H85ZM149 207H151V208H153L152 207V205H149ZM149 207H148V209H149ZM156 208H157V210H158V207L159 206H155ZM161 207H165V206H163V205H161ZM161 207H159V210H160V208ZM170 207H172V205L171 206H169V207H166L167 209L169 208L170 209ZM174 207H172L170 210L168 209L167 210V212L169 213L170 211L171 212H174V211H172L173 209H174ZM183 207V206H182ZM183 207V208H184ZM190 207V206H189ZM201 207H203V206H201ZM200 207V210L202 209ZM213 207V206H212ZM235 207V206H234ZM20 208V207H19ZM123 208V209H122ZM134 208V209H133ZM166 208H164L165 209V211H166ZM183 208H181V209H183ZM206 208H207V206H206ZM211 208V207H210ZM210 208H208V209H210ZM221 208L219 209V210H221ZM225 208V207H224ZM223 208V209H224ZM227 208V207H226ZM257 208V207H256ZM264 208V207H263ZM76 209H78V210H76ZM83 209H85V210H83ZM92 209V210H91ZM124 210L125 209V212H123L122 210ZM133 209V210H132ZM140 209V210H141ZM145 209V208H144ZM144 209L143 210H141L142 212L144 211ZM187 209V208H186ZM186 209H184L185 210V212H186ZM214 209V208H213ZM214 209V212L215 211H218V210H215ZM249 209V208H248ZM117 210V211H116ZM130 210L131 211H133V212H130ZM137 210V211H138ZM155 210V209H154ZM157 210H156V212H157ZM254 210H256V209H254ZM258 210V209H257ZM127 211H129V212H127ZM164 210H163V212L162 213H164L165 212ZM180 211H182V213H181V215H180ZM202 211H205L204 210V207H203V210ZM248 211H250V210H248ZM78 212V213H77ZM114 212H116V213H114ZM141 212V213H142ZM150 212V211H149ZM153 212V211H152ZM151 212V213H152ZM176 212H174V214L176 213ZM197 212V211H196ZM195 211H194V213H196ZM206 212V211H205ZM212 213V211H207V216L210 218V216L209 215H212L211 213ZM232 212V211H231ZM243 212H245V211H243ZM255 212V211H254ZM126 213V214H125ZM127 213H129V216H128V214ZM133 213V214H132ZM134 213H136V214H134ZM140 213V216L142 215ZM147 213V212H146ZM166 213V212H165ZM164 213V214H165ZM168 213H166V214H168ZM200 213V212H199ZM208 213H209V215H208ZM218 213H219V211H218ZM221 214L220 215H222V211L220 212ZM223 213H225V212H223ZM250 213V212H249ZM249 213H247L248 215H249ZM263 213V212H262ZM90 214L92 215V218H91V216H90ZM118 214H117V216H118ZM144 214H145V211H144ZM144 214L142 215L143 217V219L145 220L146 219V217H147V220H148V217H149V220L147 221V223L149 224V227H150V221H152L153 219H151V216H149L148 214H146V216L144 217ZM154 214V213H153ZM164 214H162L161 216L163 217V219L164 220H166V222L164 221V222H162V223H164V224H169V225H167L168 227V229H166V227L165 226H163V227H165V229L167 230L166 232H167V235H169V233H173V235H175V234H177L178 236L181 234L182 235V233H183V230H185V226H184V228H183V230H182V232L181 231H178V230H181V226L182 225H184V223H182V221H181V219L183 220V219H185L186 217H184V218H181V219H179L178 220V217H177V215L175 214V217H177L176 218V221L174 220V219H172V217H173V213H171V215L172 216H170V214H168L170 217H171V219H172V221L174 222V223H176L177 221V224H175V225H177V226H180L179 228L180 229H178L177 228V226H176V228H177V230L175 229V230H173V232H172V229L175 227V225L172 223V225L174 226L173 228H171V230H170V225H171V223H170V221H167V220H169V219H166V214L164 215ZM206 214V213H205ZM246 214V215H247ZM252 214V213H251ZM254 215H255V213H253ZM135 215V216H134ZM148 215V216H147ZM152 215V214H151ZM155 215V214H154ZM186 215V214H185ZM188 215H189V212H188ZM224 215V214H223ZM233 215V214H232ZM117 216H115V217H117ZM159 216V215H158ZM169 216H168V218H169ZM191 216V214L189 215V217ZM194 216V215H193ZM199 216V215H198ZM231 216V215H230ZM243 216H244V214H243ZM89 217L91 218V222H90V220H89ZM154 217V216H153ZM160 217V216H159ZM159 217H158V220H159ZM196 217H197V215L194 217L195 218V220H196ZM200 217H201V215H200ZM205 217V216H204ZM223 217V216H222ZM228 217V216H227ZM249 217V216H248ZM256 217H258L257 216V214H256ZM259 217H260V215H259ZM193 218V219H194ZM214 218V217H213ZM224 218V217H223ZM226 218V217H225ZM254 218V217H253ZM252 218V219H253ZM261 218V217H260ZM105 219H108V221L107 220H105L106 222H109V223H105V221L104 220ZM156 219L157 218H155V221H156ZM160 219H161V217H160ZM192 219V220H193ZM200 218H198V220H199ZM204 219V218H203ZM206 219V218H205ZM212 219V218H211ZM216 219H217V217H216ZM240 219V218H239ZM101 220V222H102V220L104 221V222H102V224L99 222ZM132 220H130L131 222H132ZM186 220V219H185ZM189 220L191 221V217H190V219H188L187 221L189 222ZM221 220V219H220ZM247 220V219H246ZM256 220V219H255ZM264 220V219H263ZM113 221V222H112ZM118 221V220H117ZM116 221V222H117ZM123 221V222H124ZM153 222L154 224L156 223L157 224V222ZM161 221V220H160ZM163 221V220H162ZM180 221H181V223H180ZM242 221V220H241ZM253 221V220H252ZM79 222H82V223H80L79 224ZM84 222V223H83ZM99 222V225L97 224ZM112 222V223H111ZM130 222V223H131ZM134 222L135 221H133L132 223H131V225H128V224H130V223H128V224H123V225H125V227H126V225H127V227H129V226H132V227H130L132 230L134 229H137V228H134L136 225H134L133 226V224H134ZM146 222V221H145ZM207 222H209V220H207ZM216 222H219V221H216ZM240 222V221H239ZM254 222V221H253ZM77 223V224H76ZM105 223V224H104ZM118 223V222H117ZM126 223H127V221H126ZM137 224H138V222H136ZM160 223V222H159ZM158 223V224H159ZM202 223V222H201ZM211 223V222H210ZM209 223V224H210ZM246 223V222H245ZM248 223H249V219H248ZM259 223V222H258ZM264 223V222H263ZM79 224V225H78ZM115 224V223H114ZM143 223H141L140 225H142ZM153 224V225H154ZM155 224V225H156ZM203 224V223H202ZM215 224V223H214ZM232 224H233V222H232ZM232 224H230L231 226H232ZM236 224V223H235ZM250 224H253L252 222H250ZM260 224V223H259ZM82 225H84V226H82ZM139 225V224H138ZM139 225V226H140ZM146 226V228H148L147 227V224H145ZM118 226V224L115 226V229L116 228H119L120 227V229H117V232L116 233H120V231H121V225L119 226V227H117ZM143 226V225H142ZM142 226L140 227V231L143 229L142 228ZM188 226V225H187ZM186 226V227H187ZM226 226V225H225ZM244 226V225H243ZM253 226V225H252ZM260 227H261V224L259 225ZM259 226H257L258 228H260ZM123 227V226H122ZM137 227V226H136ZM156 227V226H155ZM172 227V226H171ZM183 227V226H182ZM251 227V226H250ZM248 227V230H250L251 228H253V227ZM256 226H255V228L254 229H256L257 228ZM90 228V227H89ZM94 228V227H93ZM109 230H108V229ZM124 228V227H123ZM142 228V229H141ZM154 228V227H153ZM257 228V229H258ZM262 228V227H261ZM103 229V231H102V233L104 232V227L102 228ZM114 229V230H115ZM126 229V228H125ZM124 229V230H125ZM131 229L129 230V231H131ZM139 229V228H138ZM137 229V230H138ZM160 229V228H159ZM187 229L188 228H186V231H187ZM190 229V228H189ZM225 229V228H224ZM232 229V228H231ZM234 230L236 229V228H233ZM253 229V231H255ZM257 229H256V232H257V236L259 237H256L255 236V238L256 239H252V238H250V235L251 236H253L252 234H249V237H247V239L246 238H244V240H243V238L242 239H240L241 237H239V238H236L233 234H231L232 236H234L235 237V239L233 240V238H232V242H234L233 244H234V246H232V247H230L229 249H227L226 247V249H227V252H230V254H234V253H239L241 250H244L245 252H247V250H248V246L251 248V252L252 253H260V251L262 250V248L264 249V236H263V234H262V236H263V238H260V236L261 235H258V231L260 230H258L257 231ZM80 230V231H81ZM111 230V231H110ZM120 230V231H119ZM133 230V231H134ZM148 230H150L149 228H148ZM156 230H158V229H156ZM162 230V229H161ZM161 230H158L160 233L163 231H161ZM168 230H170L171 232H169L168 233ZM203 230V229H202ZM205 230H206V228H205ZM223 230V229H222ZM233 230V231H234ZM239 230V229H238ZM238 230H235L236 231V233L237 232H239ZM262 230V229H261ZM144 231H146L147 232V230H145V228H144ZM152 231H153V229H152ZM157 231V232H158ZM165 231V230H164ZM175 231V232H174ZM177 231V232H176ZM185 231V232H186ZM201 230H199V232H200ZM230 231H232V230H230ZM75 232H78V230L77 231H75ZM93 232V231H92ZM122 232V231H121ZM125 232V231H124ZM132 232V231H131ZM139 232V231H138ZM149 232V233H148ZM147 233L148 234H150V231H148ZM156 231L154 230V233H155ZM156 232V234L157 235H154V238H155V240H156V242H155V245H156V243L158 244L159 242H162V243H159V245L160 246H158V247H156V246H154V244L152 243V242H154V240L150 243L151 245H153L152 247L153 248H151V246L149 245L148 247H150L149 249L150 250H156V248H158L156 251H159V249L161 250V249H165V253H166V247L167 248H172V245H167L166 246V243L167 242H171L172 240H171V237H172V239H173V237L174 236H171V235H169V238H168V236L166 235V232H162V233H164L163 235H162V233H161V235L163 236V237H165V236H167V238H168V240H167V238H166V240H165V238H163L162 236L160 237V235H159V232L157 233ZM180 232V233H179ZM190 232V231H189ZM188 232V233H189ZM198 232V231H197ZM213 232V231H212ZM215 232V231H214ZM252 232V231H251ZM99 233H100V231H99ZM105 233V232H104ZM104 233H103V236L102 237H104V236H106V235H104ZM128 233V232H127ZM137 233V232H136ZM136 233L134 234V235H132L131 234V236H132V238L131 237H129V239H128V242L130 241V240H133L132 241V243H131V246L132 245H134L133 244V242H134V239H135V237H136ZM153 233V232H152ZM151 233V234H152ZM230 233V232H229ZM263 233V232H262ZM90 234H91V232H90ZM95 234V233H94ZM122 234V233H121ZM130 234V233H129ZM140 234H142V236H143V234L144 233H140ZM139 234V235H140ZM148 234H146V235H144V236H148ZM192 234H193V232H192ZM191 234V235H192ZM199 234V233H198ZM197 234V235H198ZM242 234V233H241ZM244 234V233H243ZM260 234V233H259ZM87 235H86V237H87ZM98 235V234H97ZM108 235V237H110ZM112 235V234H111ZM114 235H115V233H114ZM118 234H116L115 235V237L113 238L114 240L113 241H115V239H116V241H117V238H116V236H117ZM123 235H125V234H122L121 236H123ZM138 235V234H137ZM138 235V236H139ZM159 235V237H157ZM165 235V236H164ZM177 235H176V239H179L181 236H179V237H177ZM184 235V234H183ZM185 235H187V234H185ZM184 235V236H185ZM195 235H196V233H195ZM197 235H196V237H197ZM230 235V236H231ZM245 235V234H244ZM78 236H79V233H78ZM127 236V235H126ZM134 236V237H133ZM143 236V237H144ZM171 236V237H170ZM188 236V235H187ZM59 239H58V238ZM75 237H77V236H75ZM81 237H84L85 238V236L83 235V236H81ZM81 237H79V238H81ZM90 237V236H89ZM96 237V236H95ZM98 237V236H97ZM140 237V236H139ZM150 236H148V237H145L144 239H145V241L146 240H149L148 238H149ZM158 238V241L160 240V238H161V241H159V242H157V238ZM214 237V236H213ZM212 237V238H213ZM123 238V237H122ZM124 238L126 239V237L124 236ZM131 238V239H130ZM154 238H152V239H154ZM182 238H183V236H182ZM182 238H180V239H182ZM185 238V237H184ZM183 238V239H184ZM193 239L194 237L192 236V237H188L187 239H189V242L190 241H193V240H197L196 238H194L193 240H190V239ZM44 239V241H41V240H43ZM56 239H54L55 241H56ZM90 239V238H89ZM102 239V238H101ZM111 239H112V237H111ZM110 239V240H111ZM124 239V240H125ZM164 240V244H163V240ZM179 239V240H180ZM186 239V238H185ZM184 239V240H185ZM186 239V240H187ZM209 240L210 239V237H209V239L207 238V239H205V238H202V239H198V240ZM214 239H216L215 237H214ZM218 239V238H217ZM226 239H227V237H226ZM229 239V241H230V237L228 238ZM80 240V239H79ZM104 240V239H103ZM108 240H109V238H108ZM119 240V239H118ZM120 240H122L121 239V237H120ZM119 240V241H120ZM179 240H176L174 243H173V248H174V246H175V248L176 249H179V246H177V243H178V241ZM185 240V241H186ZM211 240H213V239H211ZM57 241V242H58ZM66 241V240H65ZM76 241H78V240H76ZM81 241H84V242H86V241H88V239L86 238V240L84 239H82ZM94 241V240H93ZM92 240H91V242L94 244V242H93ZM112 241V240H111ZM111 241H110V243H111ZM112 241V242H113ZM144 241V242H145ZM151 241V240H150ZM182 241V240H181ZM181 241H179L180 243L179 244H182L183 242H181ZM204 241V242H205ZM214 241V240H213ZM216 241V240H215ZM223 241H226L227 243H226V245L228 244V246H230V245H232V243H231V241H230V243H229V241L228 240H224L223 239ZM59 242H61V241H59ZM63 242V241H62ZM69 242V241H68ZM72 242H70V244L69 245H65V244H62V247H63V245L64 246H66L65 247V251L67 252V253H64L65 251H64V249H61L62 251H63V253L64 254H62V251H60L61 252V254L57 257L56 255H54V256H56L55 258L57 259L56 260V262H59V263H57V264H80V263H78V262H76V260L78 259V258H81L82 256V254H81V252H83V251H81V249H80V247H78V248H75L76 247V245L75 246H72ZM90 241H88V244H90L91 245V242L89 243ZM97 242V241H96ZM118 242V241H117ZM124 242V241H123ZM147 243H148V241H146ZM188 242V240L185 242V243H187L188 244V246H189V244L191 243H193V245H194V242L195 241H193V242H190L189 243ZM203 242V241H202ZM202 242H200L201 243V245H203L202 244ZM203 242V243H204ZM207 242V241H206ZM209 242H210V240H209ZM65 243V242H64ZM74 243V242H73ZM104 243H105V241H104ZM104 243H103V245H104ZM108 243V242H107ZM109 243V244H110ZM143 243V242H142ZM146 243V244H147ZM185 243H183L184 244V246L186 245ZM198 243V241H196V243L195 244H197ZM214 243H216V242H214ZM81 244H83V243H81ZM112 244V243H111ZM117 244V243H116ZM124 244V243H123ZM122 244V245H123ZM125 244H127L126 242H125ZM167 244H170V243H167ZM175 244V245H174ZM178 244V245H179ZM191 244H190V246H191ZM204 244H207L208 246H209V244L208 243H204ZM230 244V245H229ZM18 245V244H17ZM42 245V244H41ZM80 245V244H79ZM87 244L85 243V245H82L83 247H85ZM106 245V244H105ZM108 245V244H107ZM118 245H121L119 242H118ZM117 245V246H118ZM144 245H145V243H144ZM162 245H164V247H162ZM191 246L192 248H191V250H190V252L191 251H193V248H194V246ZM210 247L211 248H215V247H217V246H215L216 244H213L214 246H212V244L210 243ZM222 245V244H221ZM243 245H245V249L243 248ZM30 246V245H29ZM53 246V245H52ZM57 246V245H56ZM81 246V245H80ZM102 246V245H101ZM110 246V245H109ZM108 246V247H109ZM141 246V245H140ZM147 246V245H146ZM146 246H144V248L146 249L147 247ZM171 246V247H170ZM178 248H177V247ZM183 246V247H184ZM197 246H199V243H198V245ZM225 246V245H224ZM31 247V246H30ZM54 247V246H53ZM59 247V246H58ZM57 247V248H58ZM94 247V246H93ZM92 247V248H93ZM95 247H96V244H95ZM105 247V246H104ZM103 247V248H104ZM107 247V248H108ZM111 247V246H110ZM109 247V250L110 249H112V248H110ZM123 247H124V245H123ZM136 247H137V245H136ZM143 247V246H142ZM142 247H140V248H136V249H138V251L140 252V250H141V248ZM207 247V246H206ZM33 248V247H32ZM49 248V247H48ZM61 248V247H60ZM82 248V247H81ZM86 248V247H85ZM84 248V249H85ZM87 248H88V246H87ZM91 248V247H90ZM116 248V247H115ZM115 248H113V249H115ZM118 248H120V247H118ZM126 248V247H125ZM129 248V247H128ZM174 248V249H175ZM181 248V247H180ZM196 248V247H195ZM195 248H194V250H195ZM209 248V247H208ZM211 248H209V249H211ZM218 248H219V245H218ZM220 248H222V247H220ZM225 248L224 249H222L223 251H225L226 252V250H225ZM54 249V248H53ZM56 249V248H55ZM54 249V250H55ZM59 249V248H58ZM57 249V250H58ZM83 249V250H84ZM97 249V248H96ZM132 249V248H131ZM134 249V248H133ZM143 249V248H142ZM149 249H147L148 251H149V253H150V250ZM164 249L162 250V251H164ZM56 250V251H57ZM106 250V249H105ZM105 250H103V251H105ZM108 250V249H107ZM106 250V251H107ZM135 250V249H134ZM144 250V249H143ZM169 250V249H168ZM173 250V249H172ZM171 250V251H172ZM182 250H184V249H182ZM187 249H185L184 251H180V249H179V251L177 252L178 254H179V256L180 255H182L185 251H186ZM189 250V249H188ZM188 250L186 251L188 254H186V252H185V255L187 256H189V257H185V255H183V256H180L181 258L183 257V258H185V259H189V260H187V262H185V259H184V263H188V264H191V262H192V260L194 259L195 261L194 262H192V264L193 263H195V264H203L204 263V260L206 259V256H205V259L203 260L202 259V257H198V259H197V256L196 255H194L195 257H192L191 256V254L188 252ZM213 250V249H212ZM212 250H210V251H212ZM219 249H216L215 248V252L216 251H218ZM222 250L220 249L217 253H219V254H214L213 256H211L210 254V256L212 257V259L211 260H213V258H216V259H218L217 257H220V256H223L224 257V254H228V253H222ZM48 251V250H47ZM47 251H45V253L47 252ZM58 251V253H56L57 255L60 253ZM81 251V252H80ZM92 251V250H91ZM90 251V252H91ZM100 251V250H99ZM114 251V250H113ZM116 251V250H115ZM117 251H120V250H118L117 249ZM128 251V250H127ZM161 251V253L163 254L164 252H162ZM171 251H167V253H169V254H172V256H170V255H168L167 253H166V255L165 254H154V255H152V253L151 254H149V255H152L151 257L149 256V255H146L148 258H146L147 259V261H148V259H149V257H150V260L149 261H151V259H154L153 260V262H152V264H177L178 262L176 261L175 262V260H174V258H176V257H174V256H177V255H175V251L176 250H174L172 253H171ZM244 251H243V253H244ZM88 252V251H87ZM92 252H94V248H93V251ZM109 252V251H108ZM121 252V251H120ZM125 252V254L123 255L122 254V256H121V254L119 255V256H121V258L122 259H124L123 257L125 256V257H127L128 255L126 254V250L124 251ZM130 252V251H129ZM135 252H137V251H135ZM154 252V251H153ZM175 252V253H174ZM182 254H181V253ZM196 252V251H195ZM262 252H264V250H262ZM261 252V253H262ZM102 253V252H101ZM123 253V252H122ZM128 253V252H127ZM131 253H132V250H131ZM130 253V254H131ZM145 253H146V251H145ZM173 253H174V255H173ZM194 253V252H193ZM202 253V252H201ZM260 253V254H261ZM87 254V256L88 257H90L89 255H93V256H96L95 254H96V251L94 252V254H91V253H86ZM89 254V255H88ZM109 253H107V255L105 256V257H107V256H109L108 258H107V260H113L114 261V259L113 258H115V260H116V258L117 257H119V256H115V255H113L112 253V257H111V254H109ZM144 254V253H143ZM190 254V255H189ZM195 254V253H194ZM198 254V253H197ZM203 254V253H202ZM201 254V255H202ZM230 254H228L229 255V257H230ZM240 254L241 255H243L241 252H240ZM259 254V255H260ZM264 254V253H263ZM262 254V255H263ZM78 255V258L76 259V257L75 256H77ZM81 257H80V256ZM84 255V254H83ZM97 255H100V253L98 252V254ZM104 254H102V257L103 258H105L104 256H103ZM132 255V254H131ZM128 256V257H130L131 259H132V261H133V259H134V262H135V260L137 259V260H139L138 258H137V256L136 255H138V254H136L135 256L136 257H134L133 255L132 256ZM145 255V254H144ZM164 255H165V257H164ZM170 256L169 258H168V256ZM217 255H219V256H217ZM244 255H245V253H244ZM252 255V254H251ZM86 256V257H87ZM115 256V257H114ZM161 256L162 257H164L163 259L161 258ZM253 256V255H252ZM252 256L250 257V259H249V261H251V258H252ZM41 257V256H40ZM39 257V258H40ZM44 257V256H43ZM84 258H86L85 257V255L83 256ZM83 257H82V259H83ZM100 257V256H99ZM99 257H97V258H99ZM112 259H111V258ZM132 257H134V258H132ZM142 257V256H141ZM178 257V256H177ZM190 257H192V258H190ZM236 256L234 255V258H235ZM239 257H241V256H239ZM244 257V256H243ZM243 257H241V258H243ZM262 257V256H261ZM33 258V257H32ZM50 258V257H49ZM48 258V259H49ZM55 258H52V259H55ZM92 259H93V257H91ZM97 258H95L96 260H97ZM121 258H117V261H115V262H118V260L119 259H121ZM130 258H126L127 260H129ZM136 258V259H135ZM140 258V257H139ZM171 258V259H170ZM180 258V259H181ZM182 258V259H183ZM199 258H201V259H199ZM209 259H210V257H208ZM237 258V257H236ZM47 259V258H46ZM81 259V260H82ZM92 259H90V260H92ZM106 259V258H105ZM105 259H103V260H101V257H100V259H98L99 261L101 260V262H102V264L103 263H105L106 262V260ZM131 259H130V261L129 262H127V260H125V262L123 261V260H120L119 261V264H122V261L124 262V264L126 263H129V264H131ZM168 259H170L171 261H172V263H171V261H169ZM182 259H181V263L180 264H184V263H182L183 261H182ZM197 259V260H196ZM261 259V258H260ZM263 259H264V257H263ZM42 260V259H41ZM43 260H45V259H43ZM88 260H89V258H87V260H86V262H88ZM89 260V262L88 263H90L91 261ZM95 260V262H97ZM104 260H105V262H104ZM136 260V261H137ZM142 261H143V259H141ZM199 260H203V262H200ZM221 261L220 262H222V264L224 263L223 261H222V259H220ZM246 260V259H245ZM245 260H242L243 262L242 263H244L245 262ZM254 260V259H253ZM49 261V260H48ZM55 261V260H54ZM73 261H75V262H73ZM79 261H80V259H79ZM83 261V260H82ZM82 261H80V262H82ZM93 261H94V259H93ZM142 261L141 262H139L140 264H142ZM188 261H191V262H188ZM199 263H198V262ZM206 261H208V259H206ZM206 261H205V263H206ZM234 261H237L236 259L234 260ZM248 261V262H249ZM256 261H257V259H256ZM37 262H38V260H37ZM50 262L52 263V260H50ZM49 262V263H50ZM101 262H99L100 264H101ZM112 262V261H111ZM133 262V263H134ZM138 262V261H137ZM226 263L225 264H227V261H225ZM232 262V261H231ZM254 262V261H253ZM42 263V262H41ZM41 263H37V264H41ZM53 263H55V262H53ZM52 263V264H53ZM85 263V262H84ZM88 263H86V264H88ZM93 264H94V262H92ZM99 263H96V264H99ZM106 263H108V262H106ZM105 263V264H106ZM136 263V262H135ZM143 263H144V261H143ZM149 263V262H148ZM212 264L213 262H207L206 264ZM215 263H217V262H215ZM219 263V262H218ZM230 263V262H229ZM233 263V262H232ZM237 263H239L240 264V260L239 261H237L236 262V264ZM241 263V264H242ZM260 263V262H259ZM44 264V263H43ZM46 264V263H45ZM108 264H112V263H108ZM114 264V263H113ZM118 264V263H117ZM145 264V263H144ZM150 264H151V262H150ZM214 264V263H213ZM245 264V263H244ZM249 264H250V262H249ZM252 264V263H251ZM255 264H258V263H255ZM262 264V263H261Z\"/></svg>",
  "mask_w": 264,
  "mask_h": 264
},
{
  "label": "built area",
  "instance_id": "2783aa9c",
  "mask_svg": "<svg viewBox=\"0 0 264 264\" xmlns=\"http://www.w3.org/2000/svg\"><path fill=\"white\" fill-rule=\"evenodd\" d=\"M207 1V0H206ZM164 3L166 5H169L170 2L168 0H164ZM183 21L186 22L187 16H184ZM210 30L209 32H206L202 35L200 38V46L198 48V54L201 57V59L207 63L208 65H211L212 67L215 65V55L219 52L221 53H227L228 52V42L226 38V31L225 29L216 21L214 17H210ZM106 24H108V20L106 19ZM179 37L181 40H187L188 34L184 31L179 32ZM142 37L137 39V42H142ZM168 47H171V44H168ZM167 70L171 74H176L180 71L179 67L173 66L171 64L166 65ZM205 88H207L206 82L203 84ZM189 101H193L192 97L189 96Z\"/></svg>",
  "mask_w": 264,
  "mask_h": 264
}]
</instances>
